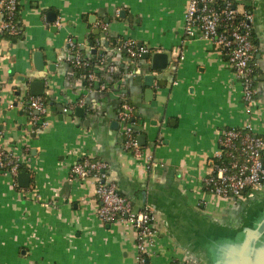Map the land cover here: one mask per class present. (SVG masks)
Returning a JSON list of instances; mask_svg holds the SVG:
<instances>
[{
  "label": "crops",
  "instance_id": "crops-1",
  "mask_svg": "<svg viewBox=\"0 0 264 264\" xmlns=\"http://www.w3.org/2000/svg\"><path fill=\"white\" fill-rule=\"evenodd\" d=\"M224 1L253 13L258 103L250 121L264 136V0ZM187 4L19 0V33L0 35V150L23 155L16 175L0 170V264H139L134 228L97 217L95 181L69 180L83 158L104 161L107 178L134 209L154 210L156 232L143 264H208L215 236H234L261 219L264 180L231 200L203 186L221 131L249 116L224 48L198 31L185 33ZM69 38L84 58L101 55L115 64V79L104 71L92 84L81 78ZM126 39L148 48L150 59L165 52L166 67L128 58L117 50ZM32 81L43 82L41 95L30 93ZM29 95L43 97L44 125L29 123ZM122 102L133 106L140 156L123 148ZM21 172L29 175L27 186Z\"/></svg>",
  "mask_w": 264,
  "mask_h": 264
},
{
  "label": "built area",
  "instance_id": "built-area-1",
  "mask_svg": "<svg viewBox=\"0 0 264 264\" xmlns=\"http://www.w3.org/2000/svg\"><path fill=\"white\" fill-rule=\"evenodd\" d=\"M19 0H0V35L15 36L19 33L17 12ZM253 13L247 9H237L231 2L224 0H188L184 15L185 33L198 31L200 35L223 47L227 60L236 79L241 85L244 111L249 119L242 126L227 127L219 135V148L213 156L211 171L203 179L205 189L223 199H234L247 190H257L264 180V136L257 133L250 121L258 101L257 46L252 39ZM101 26H104L103 24ZM72 38L67 40V50L71 64L80 70V77L92 84L96 72L104 71L110 76L117 73V67L98 55L91 61L83 57L81 50ZM117 50L128 58L137 60L149 54V49L135 40H122ZM181 59V53H177ZM151 66L150 57L144 58ZM29 123L44 125L42 117L46 104L42 96L29 95L27 99ZM133 106L122 102L117 113L122 125V144L125 151L134 156L141 155V147L136 140L134 130ZM23 163L21 153L0 150V170L16 175ZM107 164L99 159L83 158L70 168L69 180L95 181L97 199L96 215L104 223L122 222L130 225L136 232V250L139 264H143L148 244L155 234L154 210L146 207L133 208L128 197L121 194L117 185L107 177ZM185 264V263H177Z\"/></svg>",
  "mask_w": 264,
  "mask_h": 264
},
{
  "label": "water",
  "instance_id": "water-1",
  "mask_svg": "<svg viewBox=\"0 0 264 264\" xmlns=\"http://www.w3.org/2000/svg\"><path fill=\"white\" fill-rule=\"evenodd\" d=\"M150 54L144 55L148 58ZM168 63V55L165 52H154L151 55V68L154 70L163 69ZM146 79L151 84L152 76ZM32 95L43 93V82L32 81L29 84ZM152 90L146 93L151 95ZM83 107H77L82 112ZM79 114V112H77ZM1 128V127H0ZM17 178L22 185H26L29 175L26 172L18 173ZM264 211V207L262 208ZM211 249L207 255L208 264H264V213L256 222L252 220L246 226L237 231L234 236L223 233L220 237L215 236L211 241Z\"/></svg>",
  "mask_w": 264,
  "mask_h": 264
},
{
  "label": "trees",
  "instance_id": "trees-1",
  "mask_svg": "<svg viewBox=\"0 0 264 264\" xmlns=\"http://www.w3.org/2000/svg\"><path fill=\"white\" fill-rule=\"evenodd\" d=\"M93 37H94V36H93L92 34H90L89 39L91 40ZM81 71H85V70L76 69V72H77L78 75L80 74ZM110 78H111L112 80H114V79H115V76L112 75V76H110Z\"/></svg>",
  "mask_w": 264,
  "mask_h": 264
}]
</instances>
